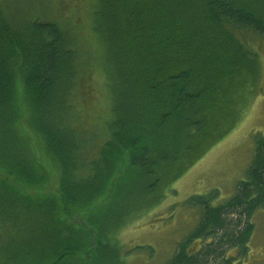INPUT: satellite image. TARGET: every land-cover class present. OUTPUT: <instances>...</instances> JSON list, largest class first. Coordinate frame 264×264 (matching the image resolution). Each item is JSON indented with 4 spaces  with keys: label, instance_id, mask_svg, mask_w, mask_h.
I'll list each match as a JSON object with an SVG mask.
<instances>
[{
    "label": "trees",
    "instance_id": "1",
    "mask_svg": "<svg viewBox=\"0 0 264 264\" xmlns=\"http://www.w3.org/2000/svg\"><path fill=\"white\" fill-rule=\"evenodd\" d=\"M62 1L22 11L0 3V226L25 228L27 238L6 255L10 264H77V254L78 264H99L102 241L239 120L261 71L243 33L264 38V0H91L97 25L87 24L83 0H68L73 26ZM95 71L105 84L122 76L110 83L113 98L93 86ZM127 174L126 212L117 226L102 222L106 207L120 206ZM213 197L190 199L201 218L165 264H239L247 255L251 214L264 208V135L234 194L216 205ZM78 209L89 212L87 229L63 227L60 214L68 222ZM234 247L239 256L225 259Z\"/></svg>",
    "mask_w": 264,
    "mask_h": 264
},
{
    "label": "rangeland",
    "instance_id": "2",
    "mask_svg": "<svg viewBox=\"0 0 264 264\" xmlns=\"http://www.w3.org/2000/svg\"><path fill=\"white\" fill-rule=\"evenodd\" d=\"M2 1L0 0V3ZM29 1L38 3L37 0H15V11H22L30 5ZM83 1L86 4L85 15H87L92 3L89 6L91 0ZM62 2L59 11L70 17V20H66L68 24L76 25L74 23L76 19L72 16L74 14L72 1L63 0ZM46 3L50 6L48 2ZM39 15L48 17L43 12H40ZM86 21L88 25H97L98 22L95 17L94 20L90 17ZM99 35L100 31L97 30L96 38H98V41H102L103 38L98 37ZM243 36L261 62L260 75L253 87L254 95L250 104L244 109L241 117L233 127L217 142L204 150L182 174L177 175L168 184H161L162 187L154 195L146 197V202L141 204L139 211H132V214H129L124 223L117 228L113 234V240L105 241L104 239L102 241V244L108 243V247L102 245L95 252V258L99 264H165L174 253L177 243L195 229L201 218V207L190 199L194 196H213L214 194L211 204L222 203L234 194L238 182L246 178V172L253 154L255 137L258 134L264 135V38L249 31H245ZM108 54L111 57L114 56L112 52ZM106 57L107 54L102 52L101 65L106 64L105 61H102V59L106 60ZM96 58H98L97 54ZM110 63L111 59L109 58V65ZM110 69L108 73L112 76L113 74H119L122 70L112 67ZM92 71H94V68ZM124 73L125 70H122V75ZM92 75L96 83L93 86L100 93L105 94L106 92L113 98L110 83L117 85L120 83L119 80H122V76H118L117 79L113 80L104 77L107 81L105 84L104 82L101 83L102 78L98 71H95ZM101 101H98L100 106ZM198 148L200 146L193 148L190 151L191 154L194 155ZM175 169H179L178 165L174 167L173 171ZM54 179L57 185V174ZM131 185L132 179L127 174L121 185L126 186L127 189L119 192L118 195L120 206L113 204L106 207L108 210L105 213L103 211L100 213L102 214V222L107 223L108 220H111V225L116 226L118 222L120 223L122 214L127 209V198L133 197ZM45 186H47L46 182ZM133 194L136 193L133 191ZM51 196L60 203L58 194ZM123 200L125 201L121 203ZM87 215H89V212L86 209H78L68 222L63 214H60V220H63V227L67 226L85 231V228L87 229L90 225L87 221ZM250 222L253 224V231L247 244L248 253L238 263L264 264V208L256 209L251 214ZM25 231L26 229L22 228L21 234L26 233ZM21 234L8 228L7 225L0 226V251L3 252L2 257L0 256V264H10L6 255L11 256L10 252H15L18 247L23 246L22 241L27 238ZM84 239L83 242L87 245L89 239L87 236ZM81 253L86 258L85 250ZM80 257L79 254L73 255L70 261H75L78 264Z\"/></svg>",
    "mask_w": 264,
    "mask_h": 264
},
{
    "label": "flooded vegetation",
    "instance_id": "3",
    "mask_svg": "<svg viewBox=\"0 0 264 264\" xmlns=\"http://www.w3.org/2000/svg\"><path fill=\"white\" fill-rule=\"evenodd\" d=\"M208 239H206L205 241H207ZM202 239L201 238H196L195 240H193V242H192V244H191V246H192V248H194L195 250H197L198 248H200L201 246H202ZM203 241H204V239H203ZM247 253H248V251H247ZM246 253V254H247ZM233 256H239V254H238V250H237V248H230L229 250H227L226 252H225V254H224V257H225V259H228V258H230V257H233ZM243 259L245 258V256L244 257H242ZM242 258H240L239 259V261H241L242 260Z\"/></svg>",
    "mask_w": 264,
    "mask_h": 264
}]
</instances>
